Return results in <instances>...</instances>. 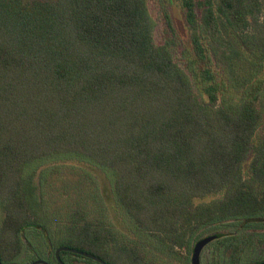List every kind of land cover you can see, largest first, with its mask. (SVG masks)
<instances>
[{
  "label": "trees",
  "instance_id": "obj_1",
  "mask_svg": "<svg viewBox=\"0 0 264 264\" xmlns=\"http://www.w3.org/2000/svg\"><path fill=\"white\" fill-rule=\"evenodd\" d=\"M179 4L190 47L177 59L147 0H0L2 264L41 229L25 177L48 160L107 172L136 228L173 253L217 224L264 226V0ZM77 215L59 248L144 264ZM263 242L230 235L216 248L243 264Z\"/></svg>",
  "mask_w": 264,
  "mask_h": 264
},
{
  "label": "rangeland",
  "instance_id": "obj_2",
  "mask_svg": "<svg viewBox=\"0 0 264 264\" xmlns=\"http://www.w3.org/2000/svg\"><path fill=\"white\" fill-rule=\"evenodd\" d=\"M147 2L154 22L156 41L161 44L169 43L177 59L189 53L187 45L190 43V30L179 0ZM184 59L188 61L190 58ZM245 171L250 174L248 166ZM107 174L89 164L74 160H48L30 170L25 177L26 193L30 195L29 204L41 229L31 227L26 230L22 253L12 264H33L38 260H44L47 264H58L56 251L60 247V241L66 236L68 226L77 222V213L83 214L87 221L103 223L109 227L119 240L138 250L144 264H194L195 247L204 240L209 241L199 253L198 264H214L215 260L223 262L224 258L221 257L225 256L224 249L216 248L217 239L232 235L241 239L252 238L256 244L259 240L264 241V226L259 224L246 228L242 223L227 222L208 228L192 245L189 255L184 250H179L178 254L173 253L156 238L136 228L117 203L113 183ZM1 219L0 215V225ZM219 255L222 256L219 258ZM241 255L243 264H253L252 259L264 261V245L248 246L247 252ZM65 260L67 264H92L84 258L74 256L66 257Z\"/></svg>",
  "mask_w": 264,
  "mask_h": 264
},
{
  "label": "water",
  "instance_id": "obj_3",
  "mask_svg": "<svg viewBox=\"0 0 264 264\" xmlns=\"http://www.w3.org/2000/svg\"><path fill=\"white\" fill-rule=\"evenodd\" d=\"M209 240H204L202 242H200L199 244L196 245L195 247V250H194V256H193V263L194 264H198V260H199V253L202 249V247L208 242ZM62 251H68V252H72L74 254H77V255H80V256H83V257H86L88 259H91V260H94V261H98V262H101L103 264H106L105 262H103L100 258H97L96 256H93V255H90V254H87V253H84V252H81V251H78V250H75V249H71V248H68V247H61L59 249H57L56 251V257L57 259L60 261V253ZM0 264H2V261H1V258H0ZM33 264H47V262L43 261V260H38L36 262H34Z\"/></svg>",
  "mask_w": 264,
  "mask_h": 264
},
{
  "label": "flooded vegetation",
  "instance_id": "obj_4",
  "mask_svg": "<svg viewBox=\"0 0 264 264\" xmlns=\"http://www.w3.org/2000/svg\"><path fill=\"white\" fill-rule=\"evenodd\" d=\"M80 256V255H79ZM83 257V256H82ZM221 256H219V258H220ZM57 258V257H56ZM84 258H86V257H84ZM221 258H224L223 260V262H219L218 260L216 261L215 260V263L214 264H220V263H225V264H232L231 263V261L230 260H232V256H227V255H225V256H223V257H221ZM88 259V258H87ZM102 260V259H101ZM44 261V260H43ZM94 261V260H93ZM103 261V260H102ZM57 262H58V264H67L66 262H64V261H62V259H61V257H60V261L57 259ZM95 263H93V264H103V263H101V262H98V261H94ZM103 262H105V261H103ZM106 264H108L107 262H105ZM260 264H264V261H261L260 262Z\"/></svg>",
  "mask_w": 264,
  "mask_h": 264
}]
</instances>
